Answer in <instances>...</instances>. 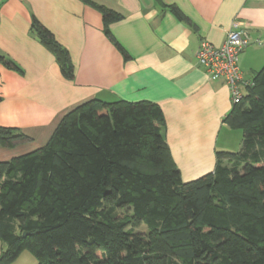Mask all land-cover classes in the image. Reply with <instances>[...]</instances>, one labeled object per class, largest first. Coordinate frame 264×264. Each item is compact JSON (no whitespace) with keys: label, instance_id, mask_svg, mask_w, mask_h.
I'll return each instance as SVG.
<instances>
[{"label":"trees","instance_id":"1","mask_svg":"<svg viewBox=\"0 0 264 264\" xmlns=\"http://www.w3.org/2000/svg\"><path fill=\"white\" fill-rule=\"evenodd\" d=\"M35 28L71 79L67 53ZM249 82L223 119L241 148L189 181L157 105L94 99L67 112L43 147L0 162V264L23 251L36 264H264V65ZM27 140L0 127L2 147Z\"/></svg>","mask_w":264,"mask_h":264},{"label":"crops","instance_id":"2","mask_svg":"<svg viewBox=\"0 0 264 264\" xmlns=\"http://www.w3.org/2000/svg\"><path fill=\"white\" fill-rule=\"evenodd\" d=\"M100 9L118 19L105 25ZM35 24L67 53L71 79ZM233 26L250 35L239 57L250 81L264 65V0H0V127L28 138L0 146V162L43 147L63 116L89 100L143 101L163 114L181 179L211 172L217 147L231 151L238 130L223 123L227 87L207 79L195 53L202 40L219 47ZM5 248L0 240V255Z\"/></svg>","mask_w":264,"mask_h":264},{"label":"built area","instance_id":"3","mask_svg":"<svg viewBox=\"0 0 264 264\" xmlns=\"http://www.w3.org/2000/svg\"><path fill=\"white\" fill-rule=\"evenodd\" d=\"M259 45L260 42L256 41ZM247 29L233 26L219 47L202 40L195 53L197 66L210 81H222L229 92L231 104L241 101L249 81L242 79L239 57L250 45Z\"/></svg>","mask_w":264,"mask_h":264},{"label":"rangeland","instance_id":"4","mask_svg":"<svg viewBox=\"0 0 264 264\" xmlns=\"http://www.w3.org/2000/svg\"><path fill=\"white\" fill-rule=\"evenodd\" d=\"M239 142H242V134L240 131H236V133L234 132L233 137L229 139V146L232 148V150H230L235 152V148H237ZM217 148V152H223L219 147ZM137 231L143 233L145 232V228L140 227ZM11 264H36V261L29 252L23 251Z\"/></svg>","mask_w":264,"mask_h":264}]
</instances>
